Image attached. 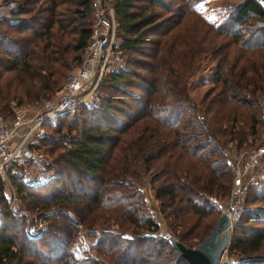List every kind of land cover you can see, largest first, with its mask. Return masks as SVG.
<instances>
[{
	"label": "trees",
	"instance_id": "16d2710c",
	"mask_svg": "<svg viewBox=\"0 0 264 264\" xmlns=\"http://www.w3.org/2000/svg\"><path fill=\"white\" fill-rule=\"evenodd\" d=\"M5 1L17 4L0 18V116L10 119V103L53 95L91 17L90 0ZM171 1L111 0L123 65L102 74L97 104L46 121L32 142L47 168L66 166L93 190L69 214L56 166L32 183L9 174L18 206L45 226L27 236L23 215L2 203L0 264H185L166 234L192 247L209 232L219 211L208 198L228 193V148L254 147L264 129V0H226L217 20L197 8L202 0ZM200 74L207 86L195 101ZM260 163L264 171V154ZM75 222L93 235L88 249ZM225 252L235 257L227 264H264V179L244 195Z\"/></svg>",
	"mask_w": 264,
	"mask_h": 264
},
{
	"label": "built area",
	"instance_id": "2783aa9c",
	"mask_svg": "<svg viewBox=\"0 0 264 264\" xmlns=\"http://www.w3.org/2000/svg\"><path fill=\"white\" fill-rule=\"evenodd\" d=\"M17 8L13 1L0 0V18ZM89 34L77 63L66 72L60 86L49 98L42 99L38 107L27 114L24 104H11L13 116H0V207L4 203L12 214L23 215L24 232L27 236L38 234L45 226L41 216L31 214L18 206L14 188L6 171L14 161L45 163V154L32 147L36 136L43 134V124L57 115L81 104H96V91L102 74L109 66L121 59L116 21L112 6L107 0H90ZM264 154V134L254 147L227 150L230 180L224 200L217 202L219 213H224L229 225L241 214V202L249 186L264 179L260 158ZM213 202L214 198L209 197ZM148 204V200H145ZM76 228L83 245L88 244L80 225ZM225 252V251H224Z\"/></svg>",
	"mask_w": 264,
	"mask_h": 264
},
{
	"label": "rangeland",
	"instance_id": "374dc122",
	"mask_svg": "<svg viewBox=\"0 0 264 264\" xmlns=\"http://www.w3.org/2000/svg\"><path fill=\"white\" fill-rule=\"evenodd\" d=\"M107 1L109 4L111 3V0H107ZM224 1H226V0H202V1L197 3V8L203 14H205L208 18H211L212 20H217L219 18L220 8L222 6L221 3ZM227 1L232 2L234 0H227ZM164 2L165 3L168 2V6H169L170 4H172L173 1L164 0ZM122 65H123V58L121 57V59L119 61L111 64L109 66V68L110 67H112V68L120 67ZM203 77H205V75L200 74L199 77H197V81H193L190 88H189V94L193 98V100H195V101H197L200 98V96H202V94H203V92L207 86L206 84H203V85L200 84L201 79ZM98 92H99V90L97 88L96 96H95L97 99V102H98ZM41 101L42 100L40 99L36 102L24 104V109L27 112V114H31L36 109V107H38V105ZM12 103L14 104V102H12ZM12 103H10V106ZM86 105H90V104H86ZM91 105H95V104H91ZM11 112H12V110H11ZM12 116H13V112H12ZM71 116H73V113H69L66 116L62 115V119H64V121L66 122ZM49 121L55 122L54 118L50 119ZM261 129L262 128H259V132L262 135V134H264V129H262V130ZM45 160H46V162L51 161L50 157H48V155L46 153H45ZM51 164H52L51 167L47 168L45 166V164L42 162H35V161H33V162L32 161H15L14 162L13 161L6 171V176L8 177L9 174H13V175H15L16 178L20 179L21 181L32 183V182H35L38 180H43L47 176H50L52 173H54L53 168L56 166L57 169L60 170L62 173V177L65 180V191L68 194L67 196H68L69 202L72 203L68 207L69 209H68L67 213L70 214L72 211L76 212L77 210H81V208L85 204V202H83V201L87 200L85 198L89 194H91V192L93 190V185H92L91 179H89L87 177H85V178L82 177L83 182H81L78 179L79 175H77L73 171H70V169H68V167L63 166L61 164H58L56 162L51 163ZM144 192H145V196H144L145 200H148V202H149L147 204L145 201L146 209H147L148 213L153 218H156L157 216H159V218H157V219H158V221H160L159 224L161 227V224L163 222H162V218L159 215V212L157 210V205L151 206L150 200H151L152 196L150 197L148 195V193H149L148 189L144 190ZM214 199H215V201L213 202L212 200H210L208 198V200L212 201L215 204V207L217 209L218 208L217 202H220L222 200H220L218 198H214ZM152 200H154V199L152 198ZM53 204H56V203H53ZM218 211H219V209H218ZM80 228H81L82 232L86 234V238L88 240L87 245H83V243H82V245L84 248L88 249L89 248V242L93 239V235L89 234L86 229H83L82 227H80ZM159 231H166V229L160 228ZM74 240H75V237H73L71 240L72 244L74 243ZM88 253L92 254V251L89 250ZM221 261L224 263H229V262L235 261V257H234V255H227L226 252H223L222 256H221Z\"/></svg>",
	"mask_w": 264,
	"mask_h": 264
},
{
	"label": "water",
	"instance_id": "95a60500",
	"mask_svg": "<svg viewBox=\"0 0 264 264\" xmlns=\"http://www.w3.org/2000/svg\"><path fill=\"white\" fill-rule=\"evenodd\" d=\"M231 227L225 214L219 213L209 232L192 247L181 244L170 234H166V238L185 264H227L221 261V256L228 244Z\"/></svg>",
	"mask_w": 264,
	"mask_h": 264
},
{
	"label": "crops",
	"instance_id": "0c3cea01",
	"mask_svg": "<svg viewBox=\"0 0 264 264\" xmlns=\"http://www.w3.org/2000/svg\"><path fill=\"white\" fill-rule=\"evenodd\" d=\"M148 195L151 197V194H150V193H148ZM150 203H151V206H152V205H154V206L156 205V202H155L154 200H152V197H151ZM157 218H159V216H157L156 218H154V220H155L157 223H160V221H158Z\"/></svg>",
	"mask_w": 264,
	"mask_h": 264
}]
</instances>
